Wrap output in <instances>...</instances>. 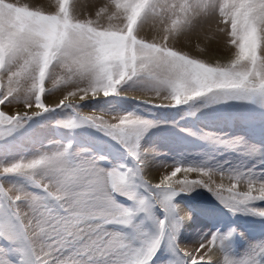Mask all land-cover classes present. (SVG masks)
<instances>
[{
  "label": "snow or ice",
  "instance_id": "snow-or-ice-1",
  "mask_svg": "<svg viewBox=\"0 0 264 264\" xmlns=\"http://www.w3.org/2000/svg\"><path fill=\"white\" fill-rule=\"evenodd\" d=\"M149 25L151 39L141 35ZM193 36L199 51L222 44L226 55L192 57L178 45ZM138 91L154 96L125 95ZM109 98L135 100L142 111L109 104L82 114L86 102ZM230 102L264 113V0H97L87 16L79 0L48 8L0 0V152L49 114L54 128L93 129L126 154L113 163L72 139H50L30 159L0 162V264H264V241L239 255L226 250L235 229L183 245L192 215L177 202L203 188L233 215L264 219V147L202 132L221 155L257 163L182 159L156 182L146 178L143 142L160 124L153 109L188 106L185 115L195 116Z\"/></svg>",
  "mask_w": 264,
  "mask_h": 264
},
{
  "label": "rangeland",
  "instance_id": "rangeland-1",
  "mask_svg": "<svg viewBox=\"0 0 264 264\" xmlns=\"http://www.w3.org/2000/svg\"><path fill=\"white\" fill-rule=\"evenodd\" d=\"M28 1L29 0H13L15 3L28 5L29 7L48 8L55 4V0H42L43 2L41 0ZM85 2L88 6H85L87 5ZM85 2L84 0H79V7L81 14L87 16V14L92 11L97 0H88V2ZM152 30L153 28H149L148 30L145 27L141 35L151 39L152 36L155 35V32ZM194 37L195 36L191 38L190 44L181 41L178 47L188 52L189 55L194 58L207 60L205 57L199 56V53H203L204 51L198 52L199 50L196 45L200 41L193 39ZM57 95H59L58 91L49 95L48 99H50L48 101L56 98ZM125 95L128 97H136L137 99H152L154 96L153 93H143L139 91L128 92ZM156 102L159 103L158 100ZM109 104L113 106V111H132L134 109L136 111H142V108H137V102L135 100L109 98L107 101L99 100L86 102L82 105L83 108L81 112L83 115H92L93 109L107 108ZM189 110L188 106H181L180 108H159L153 109L150 114L151 118L159 121L160 124L148 133L144 139L143 145L144 147L148 146L151 150L148 157L156 160L160 164H164L162 166L164 167V171L160 172L159 175L165 171H170L173 163L182 159L185 161L199 162L211 157L219 162L227 161L225 167L234 165L252 167L253 164L257 163L255 159L240 156L235 152H224L221 155L220 150L213 148L199 138L202 132H213L229 138L237 136L243 137V139L250 144L264 147V113H262L257 106L237 102H230L228 104H209L207 107H201L200 110L196 112L195 116L185 115ZM143 114L149 115L148 112H143ZM56 118L55 115L46 114L43 117H37L35 121L21 129L15 134V137L12 138V147L7 150V154L5 155L3 152H0V162H12L21 157H30L38 149H41L43 144H47L50 139H72L75 142V147H85L91 149L93 153L107 155L113 163L125 160L126 154L124 150L114 141L109 140V138L102 136L100 133L90 128H81L74 132H69L66 129H56L52 126V121ZM182 128H189L197 135L185 134L181 131ZM95 144H98L99 147L97 148ZM193 174L194 176H189L190 179L199 178L197 173ZM146 178L150 179L147 175ZM7 186L8 185H6V187ZM180 201L184 205L192 203H197L199 205L198 211L192 214L193 228L187 230L183 227L181 229V242L189 239L191 234L198 236V239L201 240L202 238H208L217 230L221 233H227L231 229H235V234L231 238L233 241L230 243L227 242L225 247L230 254L239 255L243 253L249 245L258 241H264V219L239 213L233 215L227 208L214 199L210 192L203 188L196 189L188 196L178 197L177 202L179 203ZM221 210H227L225 218L229 217V219L238 221V223H221V220L224 218L223 213L220 212ZM203 215L207 217V221ZM241 216L242 218H240ZM212 221H214L212 223L214 229L209 225ZM215 226L217 227L216 229ZM193 239L194 241L191 242H194V245H196L198 240L194 236Z\"/></svg>",
  "mask_w": 264,
  "mask_h": 264
},
{
  "label": "bare ground",
  "instance_id": "bare-ground-1",
  "mask_svg": "<svg viewBox=\"0 0 264 264\" xmlns=\"http://www.w3.org/2000/svg\"><path fill=\"white\" fill-rule=\"evenodd\" d=\"M42 1V0H41ZM85 1H87L88 2V0H84V2ZM90 1V0H89ZM27 2V1H26ZM28 2H31L30 0L28 1ZM43 2V1H42ZM86 3V2H85ZM82 4V3H81ZM87 4V3H86ZM84 5V4H83ZM85 6H88V4L87 5H85ZM90 7V6H89ZM88 8V7H87ZM91 8V7H90ZM88 15V14H87ZM146 28L149 30V28H152V26L151 25H149V26H146ZM152 31H154V30H152ZM147 33V32H146ZM193 39H196V37H194ZM197 42V41H196ZM183 43V42H182ZM198 43V42H197ZM199 43H201V42H199ZM183 46V45H182ZM203 46V45H202ZM190 47V46H189ZM186 50V49H185ZM188 50V49H187ZM191 51V50H190ZM196 52V51H195ZM198 52H200V51H198ZM191 53V52H190ZM192 54V53H191ZM226 55V53H225V51H224V49H223V46H222V44L221 45H216V44H213V45H211L210 47H208V48H206L205 50H204V52L202 53V52H200L199 53V56L200 57H205L207 60H211V59H213V60H217V59H222L224 56ZM50 99V98H49ZM48 99V100H49ZM55 99L56 98H54V99H52V100H50V101H48V103H54V101H55ZM145 148H148V146H145ZM148 149H150V148H148ZM30 158H32V156H30V157H26V159H30ZM148 159H149V165H148V168L146 169V175L152 180V181H154V182H156L157 181V179H158V177L160 176L159 174H160V172H163L164 170V167H162L164 164H160L159 162H157L156 160H154V159H152V158H150V157H148ZM159 165H161V166H159ZM163 173H161V175H162ZM181 174V173H180ZM178 174V176H182L183 174ZM189 176H194V174L193 173H191V174H189ZM195 176H196V174H195ZM198 176V175H197ZM199 177V176H198ZM180 204H181V207L182 208H184V210L185 211H188L189 212V214L190 215H192V213H191V210L192 209H195V212H197L198 211V209H199V205L197 204V203H192V204H189V205H184L181 201L179 202ZM184 229H192L193 228V222H192V218L191 219H189V220H187L186 222H185V224H184ZM255 233V232H254ZM193 236L194 237H196V239L198 240L197 242H199L200 240L198 239V236H195L194 234H191L190 235V238L189 239H186V240H183L181 243L183 244V245H187L188 247H192V246H194V242H191V241H194V239H193ZM261 236H262V234H261ZM207 239V238H206ZM255 239V238H254ZM253 239V240H254ZM259 239H260V237H259ZM256 242V241H255ZM247 249V248H246Z\"/></svg>",
  "mask_w": 264,
  "mask_h": 264
}]
</instances>
